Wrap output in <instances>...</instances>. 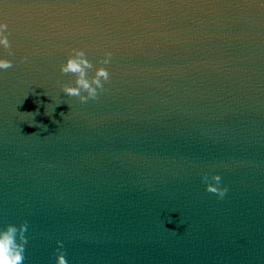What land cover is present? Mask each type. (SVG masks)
<instances>
[{"label": "water", "instance_id": "95a60500", "mask_svg": "<svg viewBox=\"0 0 264 264\" xmlns=\"http://www.w3.org/2000/svg\"><path fill=\"white\" fill-rule=\"evenodd\" d=\"M0 23V231L27 222L24 264L57 241L67 264H264V0H0ZM72 49L110 73L95 100L62 91Z\"/></svg>", "mask_w": 264, "mask_h": 264}, {"label": "clouds", "instance_id": "9594fccd", "mask_svg": "<svg viewBox=\"0 0 264 264\" xmlns=\"http://www.w3.org/2000/svg\"><path fill=\"white\" fill-rule=\"evenodd\" d=\"M8 25L0 23V46L10 51V43L7 38ZM112 56L111 52L105 53V58L101 61L107 65ZM13 67L12 62L7 59H0V70L6 71ZM93 64L86 58V53L83 50L72 49L66 63L60 66L62 74H73L75 86L63 85L62 91L69 97H78L81 103H86L89 100H95L99 91L103 90L104 84L110 80V73L106 67L95 69L93 76L89 78L88 72L93 69ZM202 181L206 184V191L223 198L227 192V188H221V177L219 175H206L202 177ZM27 222L22 223L19 227L8 225L5 230L0 231V264H24V252L27 239L25 232L27 231ZM60 247L57 249L56 264H67L65 254L61 251L62 244L57 241Z\"/></svg>", "mask_w": 264, "mask_h": 264}]
</instances>
